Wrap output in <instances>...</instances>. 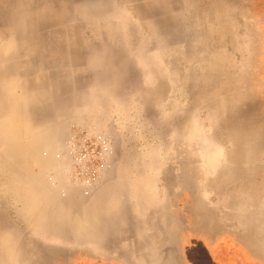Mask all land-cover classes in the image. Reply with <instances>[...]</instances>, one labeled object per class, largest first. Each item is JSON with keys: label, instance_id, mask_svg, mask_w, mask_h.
Returning a JSON list of instances; mask_svg holds the SVG:
<instances>
[{"label": "rangeland", "instance_id": "374dc122", "mask_svg": "<svg viewBox=\"0 0 264 264\" xmlns=\"http://www.w3.org/2000/svg\"><path fill=\"white\" fill-rule=\"evenodd\" d=\"M226 258L264 264V0H0V264Z\"/></svg>", "mask_w": 264, "mask_h": 264}, {"label": "crops", "instance_id": "0c3cea01", "mask_svg": "<svg viewBox=\"0 0 264 264\" xmlns=\"http://www.w3.org/2000/svg\"><path fill=\"white\" fill-rule=\"evenodd\" d=\"M227 260H226V262H224V264H231V263H227L229 260H228V258H226ZM202 261H203V263H204V261H205V259H202Z\"/></svg>", "mask_w": 264, "mask_h": 264}]
</instances>
